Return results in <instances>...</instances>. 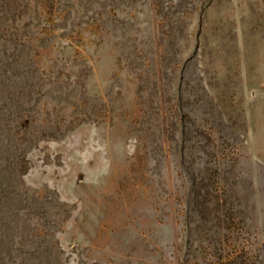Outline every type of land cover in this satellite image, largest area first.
<instances>
[{
    "label": "rangeland",
    "instance_id": "374dc122",
    "mask_svg": "<svg viewBox=\"0 0 264 264\" xmlns=\"http://www.w3.org/2000/svg\"><path fill=\"white\" fill-rule=\"evenodd\" d=\"M0 264H264V0H0Z\"/></svg>",
    "mask_w": 264,
    "mask_h": 264
}]
</instances>
